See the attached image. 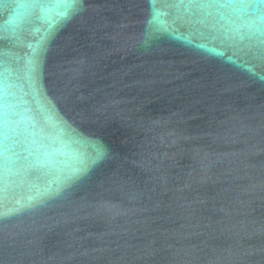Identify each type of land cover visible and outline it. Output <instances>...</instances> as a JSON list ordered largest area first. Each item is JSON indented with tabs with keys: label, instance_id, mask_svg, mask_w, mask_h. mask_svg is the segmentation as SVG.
<instances>
[{
	"label": "water",
	"instance_id": "95a60500",
	"mask_svg": "<svg viewBox=\"0 0 264 264\" xmlns=\"http://www.w3.org/2000/svg\"><path fill=\"white\" fill-rule=\"evenodd\" d=\"M0 264H264V0H0Z\"/></svg>",
	"mask_w": 264,
	"mask_h": 264
}]
</instances>
